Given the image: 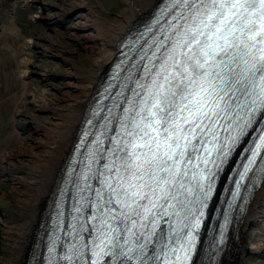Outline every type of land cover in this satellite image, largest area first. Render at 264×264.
I'll return each instance as SVG.
<instances>
[{
    "label": "snow or ice",
    "instance_id": "snow-or-ice-1",
    "mask_svg": "<svg viewBox=\"0 0 264 264\" xmlns=\"http://www.w3.org/2000/svg\"><path fill=\"white\" fill-rule=\"evenodd\" d=\"M156 24L160 35L141 46L147 63L124 85L127 107L85 122L67 264H188L213 169L264 120V0H167Z\"/></svg>",
    "mask_w": 264,
    "mask_h": 264
},
{
    "label": "rangeland",
    "instance_id": "rangeland-1",
    "mask_svg": "<svg viewBox=\"0 0 264 264\" xmlns=\"http://www.w3.org/2000/svg\"><path fill=\"white\" fill-rule=\"evenodd\" d=\"M125 8L124 0H0V264L21 242L34 172L54 150L56 127L91 93L93 61ZM253 212L228 264H264V196Z\"/></svg>",
    "mask_w": 264,
    "mask_h": 264
},
{
    "label": "bare ground",
    "instance_id": "bare-ground-1",
    "mask_svg": "<svg viewBox=\"0 0 264 264\" xmlns=\"http://www.w3.org/2000/svg\"><path fill=\"white\" fill-rule=\"evenodd\" d=\"M124 1L126 5L124 10L125 17L122 21H119L116 24L115 30L111 31L108 35L105 42V49H103L104 52L99 56V58L93 61L92 71L94 74L93 80L95 82L92 85V90L86 88L85 91V93H91L85 98V101H82L71 108L62 122L63 126L61 125L56 127L54 150L50 157L46 159V161L34 172L36 173L34 175L36 182L32 195L28 200H26V203L28 204V211L20 234L21 242H19V245L17 244V247L13 252V256L9 260V264L43 263L45 253H47L49 248L52 246V240L48 239L50 218H47L45 213L49 212L51 215L58 192L66 186L72 178L71 176L65 180L67 174H71L68 170L70 165L69 162L73 158V154L77 146L76 144L80 140L82 133L90 127L85 123L86 120L91 118L95 121L96 117L93 116L94 112L99 113L100 116H109V108L112 109L114 114L119 115L120 110L116 107L117 104H123V106L127 107V105L123 103L124 98L127 97V95L120 97L118 95V93H120V88L109 86L110 78L108 74L111 66L115 62H124L125 60H128V57H133L135 55L134 49L131 48H128L126 50V54L123 56L118 54L117 47H119L124 41L126 30L132 28L135 24L138 25V22L145 18L147 20L149 13L157 8L156 6L160 4L161 0ZM147 13L148 15L145 17ZM139 16L140 18L137 19ZM146 30L147 29H138L137 31L139 32V36L137 39L134 38L133 34H128L125 40H140V43L142 44V41L146 38ZM146 63L147 60L142 62V64ZM104 69L105 71H103ZM124 72L126 74L134 72L130 63H126ZM102 73L103 75L100 76ZM102 103H104V105H101ZM101 108L104 109L103 112H100ZM109 118L111 117L109 116ZM100 122L104 123L103 120ZM251 133L252 131H249L243 139L244 141L242 140L244 144ZM236 154L237 153L235 152L234 155L236 156ZM231 168L232 162H229L223 168L220 165V168L216 169V174L221 175L222 178L226 179ZM232 173L234 174L235 172ZM229 187H233V184H229ZM221 190L222 188L218 189L214 194L212 201L213 205H223L222 200L218 201V196ZM262 196H264V174L255 186H252L251 188L246 187L241 190L240 201L243 205L240 207V211L236 215L235 222L232 224L234 225L236 223L234 227V235H232V233H228L227 240L224 244L213 243L211 245L213 249L223 248L222 252L218 253L215 258H211L208 254L209 251H207V247L210 245L213 237L211 231L218 226L217 218L211 222V230L209 232L205 230L204 237L201 236L198 238L192 257L193 264H228V261L232 259L231 255L235 252L233 251L232 253V249L235 248L234 250H236V247H234L235 240L238 245L242 244L241 242L244 235V227L250 217L255 215L253 208ZM38 224H40L39 229L37 228ZM206 226L207 223L205 228ZM32 234L34 235V240H31ZM63 249L65 250L66 248L64 247ZM60 254L59 256H61Z\"/></svg>",
    "mask_w": 264,
    "mask_h": 264
},
{
    "label": "water",
    "instance_id": "water-1",
    "mask_svg": "<svg viewBox=\"0 0 264 264\" xmlns=\"http://www.w3.org/2000/svg\"><path fill=\"white\" fill-rule=\"evenodd\" d=\"M123 48H125V47H123ZM115 69V68H114ZM115 74V73H114ZM228 211H229V209L228 208H226L225 210H224V214H225V216H226V214L228 213ZM240 211V209L238 210H236V213H238ZM219 223H220V221H219Z\"/></svg>",
    "mask_w": 264,
    "mask_h": 264
}]
</instances>
